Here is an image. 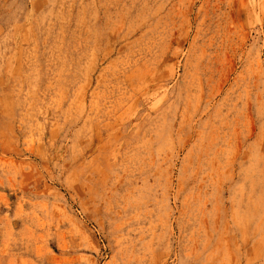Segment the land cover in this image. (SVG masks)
Listing matches in <instances>:
<instances>
[{
  "label": "rangeland",
  "instance_id": "rangeland-1",
  "mask_svg": "<svg viewBox=\"0 0 264 264\" xmlns=\"http://www.w3.org/2000/svg\"><path fill=\"white\" fill-rule=\"evenodd\" d=\"M0 264H264V0H0Z\"/></svg>",
  "mask_w": 264,
  "mask_h": 264
}]
</instances>
